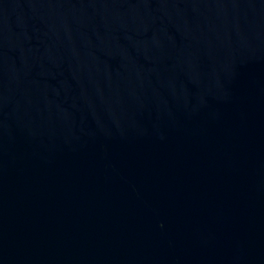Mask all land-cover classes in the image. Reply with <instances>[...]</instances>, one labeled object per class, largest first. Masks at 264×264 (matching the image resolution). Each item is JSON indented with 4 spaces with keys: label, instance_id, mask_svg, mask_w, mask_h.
<instances>
[{
    "label": "water",
    "instance_id": "95a60500",
    "mask_svg": "<svg viewBox=\"0 0 264 264\" xmlns=\"http://www.w3.org/2000/svg\"><path fill=\"white\" fill-rule=\"evenodd\" d=\"M0 264H264V0H0Z\"/></svg>",
    "mask_w": 264,
    "mask_h": 264
}]
</instances>
